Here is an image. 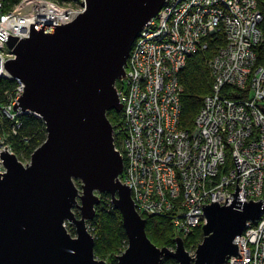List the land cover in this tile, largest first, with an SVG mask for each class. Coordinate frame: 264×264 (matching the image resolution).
I'll list each match as a JSON object with an SVG mask.
<instances>
[{
  "label": "water",
  "instance_id": "95a60500",
  "mask_svg": "<svg viewBox=\"0 0 264 264\" xmlns=\"http://www.w3.org/2000/svg\"><path fill=\"white\" fill-rule=\"evenodd\" d=\"M166 1L85 0V11L70 23L30 24L27 38L8 39L15 58L4 69L24 86L12 110L40 119L46 139L26 167L0 153L6 169L0 174V264H106L95 258L86 226L104 194L127 239L117 264H161L166 257L176 264H225L238 255L235 239L264 207L261 200L239 201L237 177L230 205H201L205 224L193 257L179 238L174 252L150 242L130 189L119 181L123 161L107 112L122 111L115 84L125 76L133 43Z\"/></svg>",
  "mask_w": 264,
  "mask_h": 264
},
{
  "label": "built area",
  "instance_id": "2783aa9c",
  "mask_svg": "<svg viewBox=\"0 0 264 264\" xmlns=\"http://www.w3.org/2000/svg\"><path fill=\"white\" fill-rule=\"evenodd\" d=\"M84 11L85 0H0V79H8L2 69L13 58L6 45L10 37L27 38L30 24L64 26ZM261 21L255 0H167L133 43L125 76L116 82L124 122L123 129H113L123 161L119 181L130 189L142 219L172 214L182 240L205 224L201 205H230L236 177L239 201L261 200L264 207V65L255 66ZM221 29L228 43L208 64L211 92L189 133L179 127L178 76L187 59L206 50L208 37ZM22 93L18 85L0 103V124L11 123L13 134L23 113L12 107ZM4 150L16 157L7 135H0V153ZM228 157L231 166L218 176ZM18 161L26 166L30 158ZM2 162L0 174H5ZM234 243L240 259L230 257L225 264H264V210Z\"/></svg>",
  "mask_w": 264,
  "mask_h": 264
},
{
  "label": "trees",
  "instance_id": "16d2710c",
  "mask_svg": "<svg viewBox=\"0 0 264 264\" xmlns=\"http://www.w3.org/2000/svg\"><path fill=\"white\" fill-rule=\"evenodd\" d=\"M14 4L19 0H7ZM58 1V0H57ZM258 9L262 12V22L259 26L263 41L255 49L256 67L264 65V0H256ZM224 45L221 34L211 37L206 50L192 54L186 61L185 67L179 73L178 80L182 87L180 95L181 115L179 127L191 133L193 131V121L200 110L203 99L211 92L212 76L208 67V61L213 54ZM15 83L6 79H0V103L5 104L6 93H11ZM117 88L119 83L116 84ZM228 91L236 92L233 89ZM107 119L113 129H123L122 112L109 111ZM117 124V125H116ZM18 128L15 134H10L6 130L11 127V123L2 120L0 124V135H7V142L13 149L18 159L27 160L32 153L42 145L46 139V131L43 122L32 115H22L18 118ZM231 166L230 158H227L226 166L219 170V175ZM172 214L163 216H153L145 218V232L150 242L157 248H173L178 235L171 222ZM78 216V214H76ZM88 230L94 239V256L96 259L104 260L107 264H117L116 255L120 249L127 246V239L122 227L120 213L113 208L108 195L100 196V203L95 207V216L88 222ZM71 234L73 231L67 228ZM201 228H196L190 232L184 241L187 252L193 251L201 242ZM120 254V252H119ZM161 264H176L171 258H163Z\"/></svg>",
  "mask_w": 264,
  "mask_h": 264
},
{
  "label": "rangeland",
  "instance_id": "374dc122",
  "mask_svg": "<svg viewBox=\"0 0 264 264\" xmlns=\"http://www.w3.org/2000/svg\"><path fill=\"white\" fill-rule=\"evenodd\" d=\"M54 1H56L57 2V0H54ZM256 1V0H255ZM256 3H257V1H256ZM260 13L262 14V12H261V10H260ZM263 15V14H262ZM262 22V21H261ZM261 22L258 24V28H259V26H260V24H261ZM260 29V28H259ZM219 34H221L222 36H223V40H224V45L222 46L223 48L227 45V43H228V41L226 40V32H225V29H221L219 32H217L215 35H219ZM214 35V36H215ZM208 41L209 40H211V37H208V39H207ZM222 47H220V48H222ZM219 48V49H220ZM218 49V50H219ZM217 50V51H218ZM216 51V52H217ZM214 54H216V53H214ZM213 54V55H214ZM213 57V56H212ZM210 60H212V58L211 59H209V61H208V63L207 64H209V62H210ZM248 85V83L246 84V86ZM115 86H116V84H115ZM20 116H22V115H19L18 117H17V119L20 117ZM117 125V124H116ZM11 130V127L8 129V130H6L7 132H10V134H13L12 133V131H10ZM30 157H31V155H30ZM29 157V158H30ZM29 158L27 159V162L29 161ZM30 164V163H29ZM75 185H76V187L78 188V189H80V182L79 181H76L75 182ZM99 197L101 196V195H98ZM75 214H79V211L77 210V209H74V211H73ZM87 224H88V222H87ZM86 224V226H87V230H88V225ZM69 227V229L71 230V231H73V233H71V236L72 237H75V233H74V230H73V226H71V225H66V229ZM196 229V228H195ZM194 230V229H193ZM88 232L90 233V230H88ZM180 239V238H179ZM182 240V239H181ZM184 240V239H183ZM182 240V241H183ZM183 243H184V241H183ZM126 247L127 246H125L124 248L122 247L121 249H120V254H119V252H118V254L116 255L117 256V258L119 257V256H121V254L125 251V249H126ZM170 251H172V252H174L175 251V245H174V247L173 248H170L169 249ZM195 251V250H194ZM189 255L190 256H192V251H189ZM97 260H100V259H97ZM102 261H104V260H102ZM105 263H106V261H104ZM118 262V261H117ZM107 264V263H106Z\"/></svg>",
  "mask_w": 264,
  "mask_h": 264
},
{
  "label": "bare ground",
  "instance_id": "6f19581e",
  "mask_svg": "<svg viewBox=\"0 0 264 264\" xmlns=\"http://www.w3.org/2000/svg\"><path fill=\"white\" fill-rule=\"evenodd\" d=\"M262 19H263V17H262ZM11 55H12V57H13L11 60H14L15 56H14V54L12 53V51H11ZM2 71L6 74V78L8 77L7 80L12 81L11 78H10V76H9V74H8V73L6 72V70L4 69V67H3ZM12 82L15 83L14 88H15L16 86H18V85H21V86L24 88V86H23L22 83H19V82H17V81H12ZM27 115H31V114L28 113ZM122 115H123V113H122ZM15 158H16V157H15ZM16 159H17V158H16ZM17 161H18V159H17ZM18 162H19V161H18ZM23 167H26V166H23ZM233 257H235V256H233Z\"/></svg>",
  "mask_w": 264,
  "mask_h": 264
}]
</instances>
